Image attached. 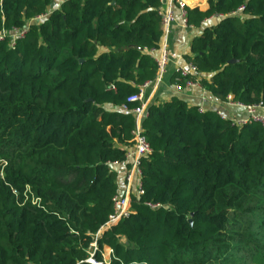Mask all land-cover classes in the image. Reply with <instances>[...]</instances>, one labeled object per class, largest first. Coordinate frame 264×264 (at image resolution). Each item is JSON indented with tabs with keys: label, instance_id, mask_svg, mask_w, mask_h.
<instances>
[{
	"label": "trees",
	"instance_id": "obj_1",
	"mask_svg": "<svg viewBox=\"0 0 264 264\" xmlns=\"http://www.w3.org/2000/svg\"><path fill=\"white\" fill-rule=\"evenodd\" d=\"M55 1L0 0V264H93L94 241L103 264H264V126L178 96L149 106L144 192L98 235L122 197L114 164L131 168L141 104L122 105L157 75L161 1ZM212 18L185 78L264 103V0L188 8L190 25Z\"/></svg>",
	"mask_w": 264,
	"mask_h": 264
},
{
	"label": "built area",
	"instance_id": "obj_2",
	"mask_svg": "<svg viewBox=\"0 0 264 264\" xmlns=\"http://www.w3.org/2000/svg\"><path fill=\"white\" fill-rule=\"evenodd\" d=\"M160 1H161L160 14L163 25V37L166 38L172 24L175 22H179L184 26H191L188 21V8L191 7L188 0H160ZM148 51L151 53L156 63V67H157L156 78L153 81H148L142 84L139 87V91L129 96L127 98V102L122 105V109L128 111L130 110L129 103L139 102L141 104L140 106L132 109V112L136 115V129L133 132L134 144L127 151L126 154V161L131 162V173L129 174L128 178L135 175L139 179L138 188H137L138 194H142L144 192L141 182L140 161L141 158L150 155V153L152 152V147L150 145V142L148 141L147 137L142 133V121L144 117L147 115V111L145 109L144 94L146 88L149 86L150 83L160 82L162 80L165 74L166 65L168 63V52L165 48L162 47V45H160L159 48H153ZM187 66L189 67L188 70L186 69V67L180 68V74L182 77L184 78L187 77L188 73L198 74L195 66L191 64H188ZM199 85L200 84L198 81L189 80L187 78H185L184 80L185 88L195 87ZM175 87L178 90H181L183 88L182 85L179 83L175 84ZM226 103L242 108L244 110V115L241 118L229 117L226 114L222 113L221 111H218V114L222 119L231 120L234 124L240 127L251 125L254 123H259L264 126L263 102H258L254 104H243L241 102L234 101L232 96L228 95ZM200 110L204 111L205 109L203 107H200ZM114 201H115L116 214L111 217L110 222L118 220L123 215H128L129 212L128 211L129 206L127 207L126 197L122 198L120 196H116L114 198ZM110 251L112 254V250ZM94 253L90 255L87 261L93 264H103V262H98L95 260Z\"/></svg>",
	"mask_w": 264,
	"mask_h": 264
},
{
	"label": "crops",
	"instance_id": "obj_3",
	"mask_svg": "<svg viewBox=\"0 0 264 264\" xmlns=\"http://www.w3.org/2000/svg\"><path fill=\"white\" fill-rule=\"evenodd\" d=\"M63 0H56L53 7L56 8ZM191 7H199L200 10H206L208 8V0H188ZM214 19L206 20L201 27L184 26L179 22L172 24L168 35L162 37L161 45L168 52V63L164 77L160 82H152L145 90L144 100L145 109L148 110L149 106L157 100L169 99L172 96H178L188 103L203 107L204 109H212L221 111L229 117L241 118L244 115V110L238 106L227 104L222 102L210 91L202 86H195L190 88L183 87L181 90L176 89L175 84L172 83V75L182 67H186L184 56L190 53V45L192 39L199 36L205 25L209 24ZM165 38V39H163ZM115 169L118 172V181L120 186V194L123 198L127 199V207L130 202L131 193H136L138 188L139 179L133 175L128 178L131 173L127 163L114 164ZM101 232L98 233V235ZM97 248L96 242H92L87 248L88 255H92ZM91 249L93 252H90ZM111 249L106 248L104 252L105 260H108L111 255Z\"/></svg>",
	"mask_w": 264,
	"mask_h": 264
},
{
	"label": "water",
	"instance_id": "obj_4",
	"mask_svg": "<svg viewBox=\"0 0 264 264\" xmlns=\"http://www.w3.org/2000/svg\"><path fill=\"white\" fill-rule=\"evenodd\" d=\"M36 21H37V20H35V22H36ZM186 69L188 70L189 67L186 66ZM116 221H117V220L112 221V222H110L106 227H104V228H103V231L101 232V234H102L104 231H106L110 226H112ZM101 234H99V235H101ZM98 237H99V236H98Z\"/></svg>",
	"mask_w": 264,
	"mask_h": 264
},
{
	"label": "rangeland",
	"instance_id": "obj_5",
	"mask_svg": "<svg viewBox=\"0 0 264 264\" xmlns=\"http://www.w3.org/2000/svg\"><path fill=\"white\" fill-rule=\"evenodd\" d=\"M50 10H51V9H50ZM102 231H103V229H102L100 232H102ZM89 251H90V252H93L91 249H89ZM93 253H94V252H93Z\"/></svg>",
	"mask_w": 264,
	"mask_h": 264
}]
</instances>
